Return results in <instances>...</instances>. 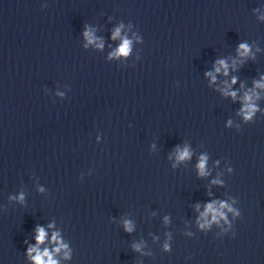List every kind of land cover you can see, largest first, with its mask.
<instances>
[{
  "label": "clouds",
  "instance_id": "obj_1",
  "mask_svg": "<svg viewBox=\"0 0 264 264\" xmlns=\"http://www.w3.org/2000/svg\"><path fill=\"white\" fill-rule=\"evenodd\" d=\"M85 37L88 39L89 43H92L94 41V37L92 36L91 32L86 31L84 33ZM120 35V29L117 28L115 32L113 33V39H116ZM130 44L131 41L128 39H123L121 46L118 48L117 52L113 53V55L119 56H127L130 52ZM102 47V45H98ZM250 52L249 46L246 43H241L238 47V54L240 56H247ZM217 67L215 68V72L219 73L223 69L224 75L228 74V64L224 60H218ZM206 75L210 76L212 81L215 82V75H213L211 72L206 73ZM232 83H236V78L233 77ZM256 88H264V76L261 77L260 81L255 82ZM225 95H231L233 98H235L236 93L235 92H225ZM252 96L249 94H245L244 96V107L241 109V113L243 114L245 120H250L252 116L254 115L256 111V107L254 104L251 103ZM231 123V122H229ZM191 152L188 150L187 147H185L183 150H177L176 153V159L178 162L184 161L186 159H190ZM207 156L202 155L199 158V162L197 164V168L199 170L200 176H207L208 172L206 170L207 165ZM213 183H218V181H213ZM42 191V189H41ZM20 199L23 200V195L21 194ZM227 208L228 211H232V209L225 203L221 202L219 205V208L215 206V202L208 203L206 205V208L204 212L201 213V219L204 220L203 224H200L201 228L207 227L211 222L217 221L218 218H224V212L221 211V209ZM211 214L212 220L208 221L206 218L208 215ZM49 227H52V225H49ZM124 228L125 231L131 232L133 230L131 222L125 221L124 222ZM47 232L42 226H37L36 228V247H29L28 253L31 255L32 253H35L34 256H31V259L33 260L34 264H59L58 260L54 259V254L59 253L61 249H66L67 245L63 244L60 240L59 233L54 232L51 237V241L57 244V247L53 250H49L48 248H44L42 251L38 247V245L43 244L46 240ZM136 250H139V245L135 246ZM167 245H165V248L167 249ZM65 258H69V253L65 252Z\"/></svg>",
  "mask_w": 264,
  "mask_h": 264
}]
</instances>
